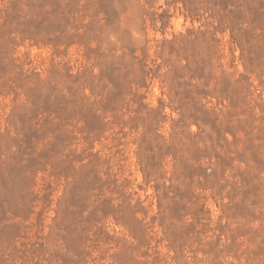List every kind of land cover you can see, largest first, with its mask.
I'll return each instance as SVG.
<instances>
[{
	"label": "rangeland",
	"instance_id": "1",
	"mask_svg": "<svg viewBox=\"0 0 264 264\" xmlns=\"http://www.w3.org/2000/svg\"><path fill=\"white\" fill-rule=\"evenodd\" d=\"M0 264H264V0H0Z\"/></svg>",
	"mask_w": 264,
	"mask_h": 264
}]
</instances>
